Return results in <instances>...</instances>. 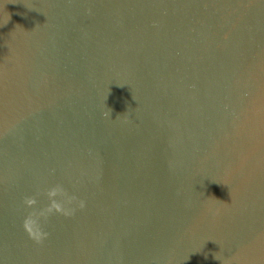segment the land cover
<instances>
[{"label":"water","instance_id":"95a60500","mask_svg":"<svg viewBox=\"0 0 264 264\" xmlns=\"http://www.w3.org/2000/svg\"><path fill=\"white\" fill-rule=\"evenodd\" d=\"M0 264H264V0H0Z\"/></svg>","mask_w":264,"mask_h":264},{"label":"clouds","instance_id":"9594fccd","mask_svg":"<svg viewBox=\"0 0 264 264\" xmlns=\"http://www.w3.org/2000/svg\"><path fill=\"white\" fill-rule=\"evenodd\" d=\"M63 191V188L60 186L50 189L47 193L50 204L39 212L33 211L29 213L28 216L24 219L23 228L28 233L29 237L37 243H41L48 236V233L42 230V226L40 224L41 218L47 220L48 216L53 212L61 213L66 217L71 216L74 213V209L66 207L65 204H62L55 199V197ZM76 200L77 198L75 196H70L66 204L70 205ZM36 203L37 200L35 197L24 198V204L29 208H32L34 205H36ZM78 206L83 209L85 207L84 201H79Z\"/></svg>","mask_w":264,"mask_h":264}]
</instances>
